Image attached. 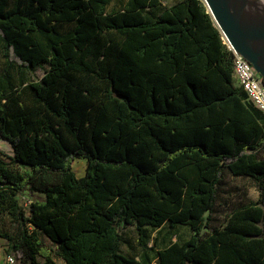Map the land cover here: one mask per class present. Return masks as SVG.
<instances>
[{"label":"trees","instance_id":"obj_1","mask_svg":"<svg viewBox=\"0 0 264 264\" xmlns=\"http://www.w3.org/2000/svg\"><path fill=\"white\" fill-rule=\"evenodd\" d=\"M234 60L204 0H0V237L15 260L264 264V114ZM228 174L259 196L220 222ZM132 225L139 256L122 250Z\"/></svg>","mask_w":264,"mask_h":264},{"label":"rangeland","instance_id":"obj_2","mask_svg":"<svg viewBox=\"0 0 264 264\" xmlns=\"http://www.w3.org/2000/svg\"><path fill=\"white\" fill-rule=\"evenodd\" d=\"M165 4L170 5L176 0H162ZM205 1V0H204ZM263 3V1H261ZM264 4V3H263ZM251 10L254 16L258 18L253 19L254 29L258 32L264 33V15L258 14L257 11L259 8H262V4L257 6V2L251 1ZM256 24V25H255ZM224 35V33H223ZM224 38L227 40L226 36ZM44 70L38 69L36 75L41 78L44 75ZM0 152L5 155H11L13 153L11 144L0 137ZM88 167V162L86 159L79 158L76 159L73 163V170L75 171L78 177H82L86 174ZM259 196V191L257 189L255 181L251 179H245L241 177H235L231 174H228L223 182L220 191V198L217 203L215 216L220 222H224L231 211L238 207L242 202H246L250 199H257ZM23 202H30L36 199H43L44 196L41 194H34L30 196L28 193L24 194ZM156 235V233H154ZM190 236V230L186 227L179 228L178 236L175 240H183ZM154 242H151L153 245ZM122 250L124 253L139 256L142 252L138 244V232L135 225L129 226L126 229V240L122 245ZM10 255V244L9 242L0 237V264H19L17 261L14 263L9 262L8 257ZM40 262H44V258L39 256ZM62 263L61 260H59Z\"/></svg>","mask_w":264,"mask_h":264},{"label":"water","instance_id":"obj_3","mask_svg":"<svg viewBox=\"0 0 264 264\" xmlns=\"http://www.w3.org/2000/svg\"><path fill=\"white\" fill-rule=\"evenodd\" d=\"M252 0H205L228 42L264 77V33L254 29ZM256 25V24H255Z\"/></svg>","mask_w":264,"mask_h":264},{"label":"built area","instance_id":"obj_4","mask_svg":"<svg viewBox=\"0 0 264 264\" xmlns=\"http://www.w3.org/2000/svg\"><path fill=\"white\" fill-rule=\"evenodd\" d=\"M226 42L235 56L234 74L237 82L246 91L248 99L264 114V77L256 71L254 66L228 40ZM29 203L27 202V204ZM8 260L11 263L16 261L12 254L9 255Z\"/></svg>","mask_w":264,"mask_h":264},{"label":"bare ground","instance_id":"obj_5","mask_svg":"<svg viewBox=\"0 0 264 264\" xmlns=\"http://www.w3.org/2000/svg\"><path fill=\"white\" fill-rule=\"evenodd\" d=\"M252 1L257 2V6H260L262 4V8L263 9L259 8L258 11H257V13L259 15L263 13L262 15H264V4H263L264 3V0H252ZM261 1H263V3Z\"/></svg>","mask_w":264,"mask_h":264}]
</instances>
